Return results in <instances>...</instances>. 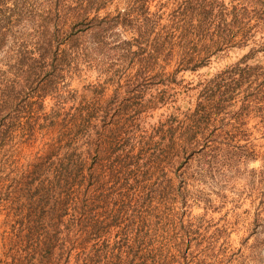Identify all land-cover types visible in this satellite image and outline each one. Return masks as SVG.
<instances>
[{
	"label": "trees",
	"instance_id": "obj_1",
	"mask_svg": "<svg viewBox=\"0 0 264 264\" xmlns=\"http://www.w3.org/2000/svg\"><path fill=\"white\" fill-rule=\"evenodd\" d=\"M258 35L264 0H0V264H217L192 209L256 159L264 69L182 73Z\"/></svg>",
	"mask_w": 264,
	"mask_h": 264
},
{
	"label": "rangeland",
	"instance_id": "obj_2",
	"mask_svg": "<svg viewBox=\"0 0 264 264\" xmlns=\"http://www.w3.org/2000/svg\"><path fill=\"white\" fill-rule=\"evenodd\" d=\"M246 56L249 57L248 64L260 65L264 69V35H258L256 42L245 47H234L218 53L208 67L195 73H182L184 84L195 85L198 80L209 78L228 65L246 59ZM94 79L93 73H85L72 86L81 91L83 85L94 83ZM80 94L86 95L87 92L81 91ZM244 127L247 130L244 138L253 145L258 154L256 159L247 163L246 172L241 167L233 175L227 173L224 181L211 183L206 188L204 203L192 209L193 214L207 211V230L215 236L206 246L209 249L206 253L208 262L216 260L217 264H264V174L261 171L264 162V128L259 126V119L253 113ZM244 142L241 140L239 143ZM22 153H28V150L24 149ZM256 219L258 221L255 223ZM254 243H258V247L251 251Z\"/></svg>",
	"mask_w": 264,
	"mask_h": 264
}]
</instances>
